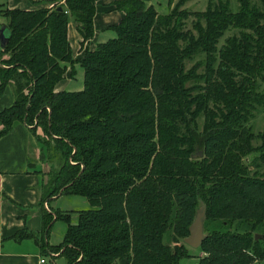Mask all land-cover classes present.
Wrapping results in <instances>:
<instances>
[{"label":"trees","instance_id":"obj_1","mask_svg":"<svg viewBox=\"0 0 264 264\" xmlns=\"http://www.w3.org/2000/svg\"><path fill=\"white\" fill-rule=\"evenodd\" d=\"M152 1H116L124 15L109 27L115 36L77 61L67 25L78 23L83 45L96 0L0 7L9 34L0 95L11 86L14 96L0 137L18 123L40 127V158L58 160L43 187L40 236L63 220L57 246L68 264H177L202 202L197 264H264V129L249 125L264 110V0H207L202 11L166 0L165 13ZM75 63L82 87L55 91ZM49 193L81 196L90 208L71 222L70 212L44 208ZM13 237L40 238L26 229Z\"/></svg>","mask_w":264,"mask_h":264},{"label":"crops","instance_id":"obj_2","mask_svg":"<svg viewBox=\"0 0 264 264\" xmlns=\"http://www.w3.org/2000/svg\"><path fill=\"white\" fill-rule=\"evenodd\" d=\"M116 1L118 0H96L93 35L83 45L78 23L74 20L68 22L67 38L74 60L82 59L85 50H94L97 43L101 42L99 40L104 32L121 20L124 13L115 8ZM60 2L62 0H0V7L5 5L9 9L35 10L42 7L53 8ZM4 21L0 16V24ZM78 66L77 63L73 65L76 71L73 77H70L72 66H67L63 78L54 87L55 91L77 90L71 88L80 85L76 78ZM13 101L12 87L6 86L0 95V112ZM42 134L40 127L32 133L29 126L18 123L0 137V264H47L45 256L54 264L64 257L61 251L52 253L48 247H42L34 237L20 240L13 237L22 229L37 234L38 237L41 235V198L51 169L50 165L39 157L37 137ZM32 153L36 154V159L31 157ZM56 198L57 196L48 203L44 202L47 204V207L44 206L47 211L59 209L51 205V200ZM84 199L82 198L83 203L87 205ZM65 229L66 224L63 221H52L46 241L48 240L50 245L60 243ZM41 259H44V262H41Z\"/></svg>","mask_w":264,"mask_h":264},{"label":"rangeland","instance_id":"obj_3","mask_svg":"<svg viewBox=\"0 0 264 264\" xmlns=\"http://www.w3.org/2000/svg\"><path fill=\"white\" fill-rule=\"evenodd\" d=\"M174 1H176V0H174ZM151 3L154 4V6L157 9L158 13H165L169 9L168 6H167V1L166 0H153ZM206 5H207V0H189V1H187L184 4L183 7L189 9L190 11H197V10L202 11V10H204L206 8ZM190 19H192V17ZM232 32H233V30L227 31L225 33V36L231 34ZM114 36H115V33L113 31L107 30L106 32H104L102 38H100L99 41H105L106 39L114 37ZM223 38H221L219 44H221L223 42ZM195 59H197V58H195ZM192 64H193V61H187L186 67L189 68ZM82 72H83V69L78 66L76 78L80 82V85H76V87L71 88V89H80L82 87ZM260 90L264 91V83H261ZM249 125L251 126L252 130L255 133L260 132V131H262L264 129V110L263 109H259L256 112L254 117L250 120ZM41 137H44V134H42ZM253 143L254 144H259L260 140L256 139V140L253 141ZM42 145L43 144H41L40 141H37V147L39 149V157H41L40 152L42 151V148H43ZM31 157L36 159V154L32 153ZM37 158H38V156H37ZM44 161L50 165L51 170H53V167L55 168L56 166H58L57 165L58 164V160H56L55 158L52 159V160H44ZM46 194H48V189H46L45 192H44L45 196H47ZM49 194H52V195H50V199L56 197V195H54L53 193H49ZM82 198L83 197L77 196V195H69V194L60 195L59 194V195H57V198H56L57 200L56 199L55 200H51V202H52L51 205L53 207H58L59 209H57V210H59L63 214H68V213H66L67 211L70 212L69 216L71 218V222H74L75 219L77 218V214H76V212H74L75 209L76 210H82V209L90 208L89 204L85 205V203H83ZM50 199L47 198L46 202L48 203V201H50ZM84 200H86V199H84ZM54 213H55L54 211H52V213H51L52 216H53L52 217L53 219H55V214ZM55 220H59V219H55ZM60 221H63V220H60ZM57 226H59V223L57 224ZM66 226H67V224H66ZM234 228L242 230V229H244V226H240V227H236L235 226ZM167 234H168V231L164 235V242L165 243L166 242L170 243L172 245L173 243L170 242V235L168 237H166ZM39 237H38L39 238V242L41 244L43 242H46L47 245H45V246L48 247L49 250L52 253H55V252L57 253V252L62 251L61 248H59L57 246L59 243L56 244V245H50L48 240L46 241V239L42 238V236H39ZM259 237H260V235H259ZM181 242H182V240H181ZM187 251H188L189 255L187 257L181 258L177 264H197V262L199 260V257L203 254V252L200 251L198 248H192L190 246H187ZM45 259L47 260V264H51L49 262V259H48L47 256H45ZM262 263L263 262L261 260H255V262L253 264H262ZM54 264H68V263L66 261V258L63 257V258H60L56 263L54 262Z\"/></svg>","mask_w":264,"mask_h":264},{"label":"water","instance_id":"obj_4","mask_svg":"<svg viewBox=\"0 0 264 264\" xmlns=\"http://www.w3.org/2000/svg\"><path fill=\"white\" fill-rule=\"evenodd\" d=\"M59 10H62V7H58ZM8 31L4 24H0V48H4L8 42ZM194 154L193 156H196ZM200 155V154H199ZM206 218V208L205 205L201 202V205L196 210L195 217L191 224L188 227V235L183 239L184 244L192 248H198L202 241L205 238L204 233V220ZM259 237V234H256V238Z\"/></svg>","mask_w":264,"mask_h":264},{"label":"built area","instance_id":"obj_5","mask_svg":"<svg viewBox=\"0 0 264 264\" xmlns=\"http://www.w3.org/2000/svg\"><path fill=\"white\" fill-rule=\"evenodd\" d=\"M44 206H45V207H47V204H46V203H44ZM41 262H44V259H41Z\"/></svg>","mask_w":264,"mask_h":264}]
</instances>
